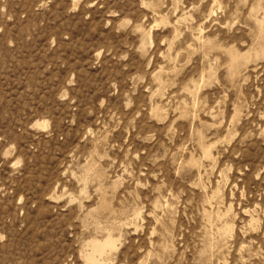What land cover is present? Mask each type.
Segmentation results:
<instances>
[{
	"label": "rangeland",
	"instance_id": "374dc122",
	"mask_svg": "<svg viewBox=\"0 0 264 264\" xmlns=\"http://www.w3.org/2000/svg\"><path fill=\"white\" fill-rule=\"evenodd\" d=\"M0 264H264V0H0Z\"/></svg>",
	"mask_w": 264,
	"mask_h": 264
}]
</instances>
